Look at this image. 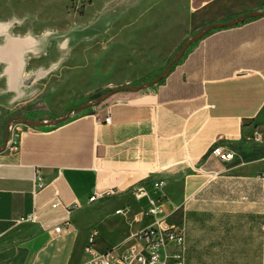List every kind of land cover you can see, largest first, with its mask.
Instances as JSON below:
<instances>
[{
  "label": "crops",
  "instance_id": "1",
  "mask_svg": "<svg viewBox=\"0 0 264 264\" xmlns=\"http://www.w3.org/2000/svg\"><path fill=\"white\" fill-rule=\"evenodd\" d=\"M187 3L190 29L138 63L140 75L152 74L142 81L155 75L149 88L113 86L66 119L70 109L38 127L15 125L18 149L0 152V264H81L93 230L98 250L139 245L135 234L155 222L134 219L149 206L134 195L140 187L182 229L184 264H264V203L251 199L249 224L226 226L209 220L222 205L206 197L218 182L252 195L264 188L261 149L249 143L261 141L264 118V0ZM8 44L0 59L19 78L20 44ZM214 145L234 156L218 159Z\"/></svg>",
  "mask_w": 264,
  "mask_h": 264
},
{
  "label": "rangeland",
  "instance_id": "2",
  "mask_svg": "<svg viewBox=\"0 0 264 264\" xmlns=\"http://www.w3.org/2000/svg\"><path fill=\"white\" fill-rule=\"evenodd\" d=\"M192 20L187 0H0V46L5 54L8 41H18L14 53L19 49L24 60L17 78L10 64L0 59V141L5 139L8 119L13 131L20 124L38 127L18 117L37 122L61 117L115 86L150 82L155 75L142 81L152 74L140 75L138 63L146 61L148 54H161L160 46L181 38ZM29 38L38 43L34 50L21 46ZM21 78L28 82L22 83ZM256 125L261 141L251 139L249 143L261 149L264 160V118ZM215 185L206 193L209 201L222 205L211 206L215 209L209 213L213 223L249 224L242 212L250 209L251 199L264 203L262 187L255 186L252 195L250 187ZM119 217L110 215L107 222L116 224ZM98 243L105 244L100 239ZM222 263L238 264L234 257Z\"/></svg>",
  "mask_w": 264,
  "mask_h": 264
},
{
  "label": "built area",
  "instance_id": "3",
  "mask_svg": "<svg viewBox=\"0 0 264 264\" xmlns=\"http://www.w3.org/2000/svg\"><path fill=\"white\" fill-rule=\"evenodd\" d=\"M73 111H69L70 114ZM69 112L63 119H66L70 115ZM109 119V115L104 117L105 122H108ZM7 122L5 139L3 144L0 145V152L4 150L14 152L18 149L13 138L15 130L13 131V127L10 126L11 120L8 119ZM9 126L11 128L10 135ZM259 137L258 134L255 135V139H259ZM211 155L220 160H229L234 156V153L214 145L211 150ZM258 177L262 186H264V171H261ZM134 195L136 197L147 196L149 203L145 211L139 215H135L134 219L137 221L146 215H152L155 218L154 224L139 230L135 234L140 244L130 247L109 246L103 250H98L94 246L98 233L96 230H93L84 247L87 258L81 264H184L185 261L182 251L184 236L182 229L165 218L160 201L158 199L153 200L144 189L141 187L137 188ZM95 197L96 195H91L89 200L91 201ZM56 204H58V201H55L54 205ZM33 217V215H29L30 219ZM60 229L61 225L54 227V230L57 232Z\"/></svg>",
  "mask_w": 264,
  "mask_h": 264
},
{
  "label": "water",
  "instance_id": "4",
  "mask_svg": "<svg viewBox=\"0 0 264 264\" xmlns=\"http://www.w3.org/2000/svg\"><path fill=\"white\" fill-rule=\"evenodd\" d=\"M155 82V81H154ZM150 83H144V84H141V86H137V87H130V86H127L125 88L127 89H137V88H142V87H146L148 86ZM104 97H106V94L102 95L100 98H97V99H94L91 103H89L88 105H92V104H95V103H98L100 100L104 99ZM19 119H21L22 121H25L26 123H28L29 125H41L43 124L42 122H37V121H31V120H28L26 118H23V117H18ZM64 117H62L63 119ZM9 122V121H8ZM7 122V124H8Z\"/></svg>",
  "mask_w": 264,
  "mask_h": 264
}]
</instances>
